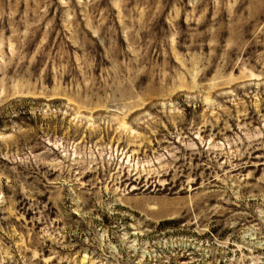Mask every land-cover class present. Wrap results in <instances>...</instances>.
Masks as SVG:
<instances>
[{"label":"rangeland","instance_id":"obj_1","mask_svg":"<svg viewBox=\"0 0 264 264\" xmlns=\"http://www.w3.org/2000/svg\"><path fill=\"white\" fill-rule=\"evenodd\" d=\"M0 264H264V0H0Z\"/></svg>","mask_w":264,"mask_h":264}]
</instances>
